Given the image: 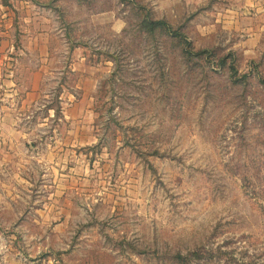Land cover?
Segmentation results:
<instances>
[{"label": "rangeland", "instance_id": "obj_1", "mask_svg": "<svg viewBox=\"0 0 264 264\" xmlns=\"http://www.w3.org/2000/svg\"><path fill=\"white\" fill-rule=\"evenodd\" d=\"M263 3L0 0V264H264Z\"/></svg>", "mask_w": 264, "mask_h": 264}, {"label": "crops", "instance_id": "obj_2", "mask_svg": "<svg viewBox=\"0 0 264 264\" xmlns=\"http://www.w3.org/2000/svg\"><path fill=\"white\" fill-rule=\"evenodd\" d=\"M262 5H264V3ZM260 13H264V6L260 8ZM259 18L260 24L256 29L253 30L251 39L247 41L249 44H252L250 50H252L253 59L256 58L255 54H257V52L261 50L262 44L264 43V14Z\"/></svg>", "mask_w": 264, "mask_h": 264}, {"label": "trees", "instance_id": "obj_3", "mask_svg": "<svg viewBox=\"0 0 264 264\" xmlns=\"http://www.w3.org/2000/svg\"><path fill=\"white\" fill-rule=\"evenodd\" d=\"M145 29L147 30V32L153 34L155 33L156 31H159V30H167V27L170 29L168 32L171 34V35H174L175 37H179V36H182V34H180V32L178 31H175L173 30L170 25H168L165 21H161V20H154V21H150L148 22L145 26ZM234 73L236 72L235 69H233Z\"/></svg>", "mask_w": 264, "mask_h": 264}]
</instances>
